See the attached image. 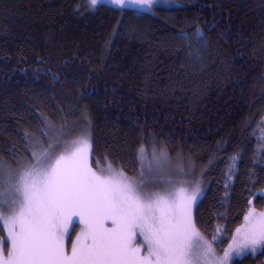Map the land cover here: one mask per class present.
<instances>
[{
  "label": "trees",
  "instance_id": "obj_1",
  "mask_svg": "<svg viewBox=\"0 0 264 264\" xmlns=\"http://www.w3.org/2000/svg\"><path fill=\"white\" fill-rule=\"evenodd\" d=\"M263 113L264 0H178L152 12L0 0L2 164L29 158L31 144L60 129L89 134L92 161L130 175L140 172L141 146L163 148L205 187L196 226H209L228 202L229 236L251 197L264 203L253 195L264 194V166L252 135ZM263 259L264 248L231 264Z\"/></svg>",
  "mask_w": 264,
  "mask_h": 264
},
{
  "label": "snow or ice",
  "instance_id": "obj_2",
  "mask_svg": "<svg viewBox=\"0 0 264 264\" xmlns=\"http://www.w3.org/2000/svg\"><path fill=\"white\" fill-rule=\"evenodd\" d=\"M155 2L90 0V5L91 10L101 4L151 9ZM45 143L32 145L29 161L13 176L9 215L0 198V232H7L0 237V264H229L246 250L255 255L264 246V212L250 208L245 226L220 256L213 248L217 237L205 240L192 219L199 185L191 194L184 189L145 192L143 181L130 179L111 163L93 170L87 133L74 141L58 136ZM3 172L0 164V180ZM77 223L81 231L73 241L70 229Z\"/></svg>",
  "mask_w": 264,
  "mask_h": 264
},
{
  "label": "rangeland",
  "instance_id": "obj_3",
  "mask_svg": "<svg viewBox=\"0 0 264 264\" xmlns=\"http://www.w3.org/2000/svg\"><path fill=\"white\" fill-rule=\"evenodd\" d=\"M88 2L90 3V0H88ZM177 4H178V0H156V2L152 5L151 9H149L148 6L146 5L142 6L139 4H128L123 8L133 9L140 12H152L154 7H173L176 6ZM47 133H48L47 138L44 136V139H40L39 141L36 140L33 143V145H37V146L43 145L44 147H46L47 145L45 143V139L51 140L54 137H58V136L61 137L62 142L64 140L74 141L77 138L81 137L78 136V134L70 135L68 133L69 134L68 135L67 133H64L61 129L60 131L50 130V132ZM252 135L255 143L254 147H255L256 163H259L262 166H264V159H262L264 154V113L263 116L255 125V127L253 128ZM31 148H32V144L30 145V151ZM141 148L142 146L138 149V160L140 167V172L138 175L127 174L120 168L115 167L109 161L93 162L91 159V153L89 156V162L94 171H98L97 164H99L100 168H105L108 163H111L112 167L116 171H122L130 179L136 180L138 182L143 181L144 183L143 190L145 192L164 193L166 189L171 190L173 192H179L181 189H184L188 194H191L195 190L196 186L199 185L200 193L197 201L192 206V219L194 222L195 207L198 201L203 196L205 190V187L200 181V179L195 174H193V171L186 170L183 162L180 161L179 159L175 161L173 159L171 160L169 153L165 149L162 148L158 150L154 146H152L151 148H146L143 146V150L141 151ZM161 152H163L164 154L162 160L160 159ZM26 161H29V158L27 157L22 159L12 158L11 163L4 160L5 164H2L0 162L4 169L3 179L0 180V194H2V197L0 198H2L3 202L5 203V212H4L5 215L10 214L8 211V202L11 201V199L13 198L12 189L15 183L13 176L19 171L20 165L24 164ZM238 161H239L238 155H234L231 158V160H229V163L222 174L223 176L222 188L224 187V189H227L228 186L232 183L233 175L238 165ZM141 172H143L142 176H141ZM249 191L251 193L252 189ZM221 196H223V194ZM228 208H229L228 202L223 203L222 201L217 206V209L213 214V217L211 219V224L209 226H203L201 229H199V227H197L194 222L196 231L199 232L205 240L211 241L213 236L217 237V240L213 243V248L215 249L216 253L220 256L223 255V250L228 248V245L232 243L233 237L237 235V230L243 229V227L246 224V221L243 218L241 221H239L236 224V226H234V228L231 231V234L227 236L225 232V225L230 215V211L228 210ZM250 208L254 209L256 213L264 212V203L262 205L255 204ZM248 212L249 210L246 212V215L248 214ZM246 215H244V217ZM70 231H71V240L74 241L76 239V236L81 231V225L77 223L74 229H70ZM65 246L70 254V249H71L70 241L66 240ZM262 248H264V246H262L261 249ZM261 249H258L257 252H259ZM246 254H252V253L250 250H246ZM233 260H230L229 264H231ZM262 264H264V259Z\"/></svg>",
  "mask_w": 264,
  "mask_h": 264
},
{
  "label": "water",
  "instance_id": "obj_4",
  "mask_svg": "<svg viewBox=\"0 0 264 264\" xmlns=\"http://www.w3.org/2000/svg\"><path fill=\"white\" fill-rule=\"evenodd\" d=\"M246 197H249V194L248 195H246ZM254 197H251L249 200H251L252 201V204H249V202H248V204H249V206H253V203H254ZM249 210V209H248ZM247 210V211H248ZM246 215V214H245Z\"/></svg>",
  "mask_w": 264,
  "mask_h": 264
}]
</instances>
